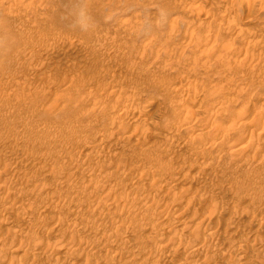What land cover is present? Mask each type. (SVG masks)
<instances>
[{"label": "rangeland", "instance_id": "obj_1", "mask_svg": "<svg viewBox=\"0 0 264 264\" xmlns=\"http://www.w3.org/2000/svg\"><path fill=\"white\" fill-rule=\"evenodd\" d=\"M262 125L264 0H0V264H264Z\"/></svg>", "mask_w": 264, "mask_h": 264}, {"label": "bare ground", "instance_id": "obj_2", "mask_svg": "<svg viewBox=\"0 0 264 264\" xmlns=\"http://www.w3.org/2000/svg\"><path fill=\"white\" fill-rule=\"evenodd\" d=\"M12 35H13V34H12ZM15 35H16V34H15ZM17 36H18V35H17ZM53 37H54V36H53ZM50 38H51V37H50ZM15 40H16V39H15ZM53 40H54V39H53ZM53 40L51 39V42H52ZM47 42H48V41H47ZM47 42H45V44H47ZM51 42L49 41V42H48V45H50L49 43H51ZM53 42H54V41H53ZM42 43H43V42H42ZM27 44H28V43H27ZM27 44H26V45H27ZM29 44H30V43H29ZM29 44H28L29 47L32 46V45L34 46V45L36 44V42H35L34 44L31 43L32 45H29ZM37 44H38V43H37ZM37 44H36V45H37ZM62 44H63V43H62ZM51 45H52V44H51ZM28 46H27V47H28ZM33 46H32V47H33ZM44 46H45V45H42V47H44ZM68 46H70V45H68ZM224 46H225V45H224ZM27 47H25V48H26V49L24 50L25 52H28V51H27V49H28ZM35 47H37V46H35ZM42 47H41V45L39 46V48H41V49H42ZM49 47H50V46H49ZM58 47H59V46H58ZM221 47H222V46H221ZM37 48H38V47H37ZM37 48H36V49H37ZM46 48H48V47H46ZM227 48H228V47H227ZM227 48L225 49V51H229V50H227ZM230 48H231V47H230ZM230 48H228V49H230ZM33 49H34V48H33ZM51 49H53V48H51ZM221 49H222V48H221ZM28 50H30V49H28ZM31 50H32V49H31ZM39 50H40V49H39ZM58 50H59V49H58ZM41 51H42L43 53H45L44 51H46V50H44V51L41 50ZM80 51H81V50H80ZM221 51H222V50H221ZM7 52H8V51H7ZM17 52L20 53V51H18V50H17ZM31 52H33V51H31ZM31 52H30V53H31ZM37 52H38V51H37ZM57 52H58V51H57ZM28 53H29V52H28ZM25 54H26V53H25ZM34 54H35V53H34ZM36 54H37V53H36ZM39 54H41V52H40ZM39 54H38V55H39ZM79 54H80V52H79ZM23 55H24V54H23ZM27 55H29V54H27ZM76 55H77V54H76ZM31 56H33L32 53H31L30 57H31ZM58 56H59V55H58ZM58 56L55 55V57H58ZM74 56H75V55H74ZM77 56H78V55H77ZM23 57H24V56H23ZM30 57H29V60H30L31 58L36 57V56L31 57V58H30ZM46 57H47V56H46ZM60 58H61V57H59L58 60H60ZM26 59H28L27 56H26ZM44 59H45V58H44ZM55 59H56V58H55ZM59 62H60V61H59ZM35 67H36V66H35ZM6 102H7V101H6ZM119 102H120V101H119ZM121 102H122V101H121ZM123 102H124V100H123ZM123 102H122V103H123ZM7 104H9V103H6V105H7ZM119 105H121V103H120ZM122 105H123V104H122ZM122 105H121V106H122ZM7 106H8V105H7ZM136 108H139V107H136ZM136 111H138V110H136ZM137 113H138V112H137ZM137 113H136V115H138ZM140 113H142V112H139V114H140ZM134 115H135V114H134ZM238 115H239V114H238ZM139 116H141V114L138 115V117H139ZM131 117H132V116H131ZM133 117H134V116H133ZM135 117H137V116H135ZM30 118H31V117H30ZM121 118H122V117H121ZM128 118H129V117H128ZM236 120H237V119H236ZM28 121L31 122V119L28 120ZM26 122H27V119H26ZM27 123H28V122H27ZM33 123H34V122H33ZM29 124H30V123H29ZM32 125H33V126H36V125H34V124L31 123V126H32ZM239 126H240V124H239ZM262 126H263V125H262ZM6 127H7V126H6ZM231 127L233 128L234 126L232 125ZM263 127H264V126H263ZM0 128H1V127H0ZM2 128H3V127H2ZM14 128L16 129V127H14ZM14 128H13V130H15ZM123 128H124V127H123ZM229 129H230V128H229ZM263 129H264V128H263ZM232 130H235V129H232ZM15 131H16V130H15ZM19 131H20V130H19ZM226 131H227V130H226ZM16 132H17V131H16ZM16 132H15V134L17 135ZM261 132H262V131H261ZM10 133H11V132H10ZM18 133H19V132H18ZM50 133H51V135L53 134L52 132H50ZM50 133H49V134H50ZM12 134H13V132H12ZM131 134H132V133H131ZM48 137H49V135H48ZM48 137H47V138H48ZM124 137H125V136H124ZM49 139H52V138H49ZM29 141H30V140H29ZM45 141H46V139H45ZM30 142H32V145H33V143H34L33 140L30 141ZM49 142H50V141H48V143H49ZM99 142H100V141H99ZM36 143H38V142H36ZM40 143H41V142H40ZM22 144H24V141H23ZM43 144H44V143H43ZM43 144H42V145H43ZM94 144H95V143H94ZM94 144H93V145H94ZM114 144H115V143H114ZM37 145L40 146L39 143H38ZM46 145H47V144H46ZM95 145L98 146V144H95ZM183 146H184V145H183ZM36 147H37V146H36ZM33 148H34V147H33ZM37 148H38V147H37ZM42 148H43V147H42ZM47 148H48V147H47ZM24 149H25V148H24ZM44 149L47 150L46 148H44ZM44 149H43V150H44ZM199 149H201V151H203L202 148H199ZM237 149H238V148H237ZM237 149H232V150H230V151H229L230 154L234 153L233 151H235V150H237ZM26 150H27V149H26ZM29 150H30V149H29ZM29 150H28V151H29ZM38 151H39V150H38ZM38 151H37V152H38ZM40 151H41V150H40ZM194 151H195V150H194ZM199 151H200V150H199ZM203 152H204V151H203ZM29 153H30V152H29ZM35 153H36V152H35ZM197 153H198V152H197ZM199 153H200V154H199ZM199 153H198L199 156H201V155H202V152H199ZM43 154H44V153H43ZM195 154H196V151H195ZM203 154H204V153H203ZM30 155H31V154H30ZM234 155H235V153H234ZM35 156H36V155H35ZM194 156H198V155L196 154V155H194ZM201 157H202V156H201ZM196 158H198V157H196ZM231 158H232V157H231ZM17 159H18V158H17ZM20 159H21V158H20ZM31 159H32V158H31ZM33 159H34V158H33ZM19 161H20V160H19ZM38 162H39V160H38ZM36 164H37V163H36ZM241 164H242V163H241ZM54 165H55V164H54ZM54 165H53V166H54ZM78 165H79V164H78ZM32 166H33V165H32ZM212 166H213V165H212ZM52 168L55 169L54 167H52ZM52 168H51V170H52ZM39 169H40V168H39ZM56 170H57V169H56ZM61 170H62V169H61ZM74 170H75V169H74ZM197 170H198V169H197ZM53 171H54V170H53ZM47 172H49V171H47ZM57 172H58V171H57ZM73 172H74V171H73ZM52 173H53V175L55 174L54 172H52ZM59 173H60V172H59ZM59 173H58V174H59ZM51 175H52V174H51ZM67 175H68V174H67ZM67 175H66V176H67ZM59 176H61V175L59 174ZM69 177H70V176H69ZM70 178H71V177H70ZM62 181H63V180H62ZM65 181H66V180H65ZM62 183H63V182H62ZM65 183H66V182H64V184H65ZM68 183H69V182H67L66 185H68ZM66 185H65V186H66ZM73 185H74V184H73ZM127 198H128V197H127ZM124 199H125V198H124ZM126 201H127V200H126ZM209 206H210V205H209ZM245 206H246V205H245ZM163 217H164V216H163ZM206 217H207V216H206ZM55 233H56V232H55ZM57 234H58V231H57ZM131 240H132V239H131ZM263 240H264V238H263ZM259 241H262V240L259 239ZM262 242H263V241H262ZM262 242H260V244H261ZM27 243H28V244H34V242H31V239H30V240L28 239V242H27ZM261 245H262V244H261ZM30 246H31V245H30ZM32 246H34V245H32ZM259 246H260V245H259ZM263 247H264V245H263ZM263 247H262V248H263ZM34 248H35V246H34ZM44 249H45V248H44ZM198 250L201 251V249H198ZM42 251H43V250H42ZM36 252H37V251H36ZM36 252H35V253H36ZM43 252H44V251H43ZM43 252H41V253H43ZM196 252H197V254H200V253H201V252L199 253L198 251H196ZM196 252H195V253H196ZM39 253H40V250H39ZM39 253L37 252V254H39ZM247 253H248V254H252L253 251H249V250H247ZM254 254L256 255L255 252H254ZM254 254H253V255H254ZM234 257H235V256H234ZM238 257H239V256H238ZM240 257H243V255H240ZM202 259H203V258H202ZM252 259H253V258H252ZM128 260H129V259H128ZM143 260H144V259H143ZM235 260H238L237 256H236ZM124 262H125V263H127V262L129 263V261H126V260H125ZM190 262H191V261H190ZM244 262H245V261H244ZM258 262H259V261H258ZM125 263H124V264H125ZM129 264H130V263H129ZM238 264H239V263H238Z\"/></svg>", "mask_w": 264, "mask_h": 264}]
</instances>
